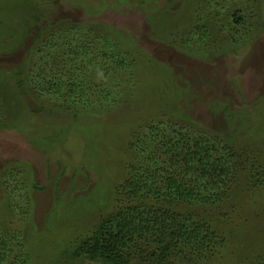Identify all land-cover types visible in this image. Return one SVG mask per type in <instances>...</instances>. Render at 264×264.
Here are the masks:
<instances>
[{"label":"rangeland","instance_id":"1","mask_svg":"<svg viewBox=\"0 0 264 264\" xmlns=\"http://www.w3.org/2000/svg\"><path fill=\"white\" fill-rule=\"evenodd\" d=\"M88 1L85 16L87 8L76 0H0L2 78L11 81L18 74L33 80L43 64L36 58L48 34L38 33L47 22L34 20L38 12L53 13L46 18L52 25L57 18L55 24L63 17H90L112 26L113 36L139 72L135 79L119 71L115 82L104 80L107 87L99 92L108 96L106 101L97 94L88 97L89 106L79 109L75 120L48 114L47 99L24 94L31 84L19 88L18 95L0 85V211L5 209L8 231L32 233L22 250L2 248L0 264H113L77 248L83 240L90 241L103 217L123 204L121 193L136 162L144 155H162L149 138L155 126L204 138L239 156L232 188L219 201L210 197L216 207L178 206L195 222L216 228L210 246L214 252L201 263L188 257L169 258L166 264L263 261L264 0H157L149 7H130L126 0L120 10L111 0ZM204 8L203 17H210L204 22L207 28L202 26L193 36L188 19L194 9ZM237 9L246 15L243 26L232 23ZM151 16L158 17L150 23ZM219 25L230 51L213 60L193 57L190 39H215ZM146 249L135 247L123 262L152 264Z\"/></svg>","mask_w":264,"mask_h":264},{"label":"trees","instance_id":"2","mask_svg":"<svg viewBox=\"0 0 264 264\" xmlns=\"http://www.w3.org/2000/svg\"><path fill=\"white\" fill-rule=\"evenodd\" d=\"M76 1L77 5L87 8L84 15H88L90 2ZM111 1L120 10L126 0ZM130 1V7H149L150 4L157 3V0ZM197 6L196 3L195 7ZM55 9L52 6L51 11ZM153 9L160 10L162 15L160 8ZM205 10L204 8L198 12L194 9L193 15L188 19L191 20L193 36L202 26L207 28L208 24L204 22L210 17H203ZM51 15H41L38 12L34 19L42 17L43 22H47L46 28L45 24L40 25L38 35L46 32L48 35L40 42L41 46H45L38 48L41 49L37 54L40 59L36 58V61L40 60L43 64L33 80L23 79L17 74L12 75L10 81L0 75V80L3 81L0 85L10 86L16 92L19 88L26 87V84H31V91H25L24 94L47 99L50 105L48 108L43 105V108H46L48 114L70 116L75 120L79 109L89 106L88 97L97 94L98 99H102L101 102L106 101L108 96L105 97L99 92L100 89L105 90L104 80L112 78V82H115L118 78L116 73L119 71L126 72L125 76L130 75L135 79L139 74L138 67L134 60H128L130 57L112 34V26L101 25L90 17L83 20L63 17L55 24V20L59 19L57 18L52 25L46 19ZM158 16H151L150 23ZM245 17L244 10L237 9L233 13L232 23L243 26ZM60 23L66 26L60 27ZM101 26L105 28L104 32L100 31ZM223 31L224 28L219 25L215 39L201 36L194 43L190 39L191 45L194 44L195 52L191 53L193 57L199 55L213 60L230 51V43H223ZM186 43L180 42V47H185ZM32 48L31 53L34 46ZM232 51L236 53L235 48ZM43 53L45 57L41 56ZM23 81L28 83L23 84ZM109 90L108 87V92ZM80 114H83V110ZM153 128L149 138L152 139L151 144L159 146L162 155H144L136 162L133 175L127 179L121 193L125 198L121 199L123 204L112 214L103 217L90 241L83 240L77 249L87 252L93 258L101 257L113 264H125L123 256L127 252L133 253L138 246L147 248L144 252L152 264H166L169 258L188 257L201 263L214 252L210 246L215 243L213 239L216 237V228H208L200 221L195 222L189 211L184 213L178 206H193L197 203L204 205L203 207H216L217 203L212 202L210 197L215 196L216 201H219L232 188L236 176L233 170L238 168L236 160L239 156L223 152L204 138L183 135L178 129L169 132L161 126ZM261 179L264 185V172ZM4 210L0 211V253H3L2 248L7 252L13 247L22 250L24 241L29 240L32 233L8 231L3 221ZM221 243H224V239ZM258 264H264V260Z\"/></svg>","mask_w":264,"mask_h":264}]
</instances>
